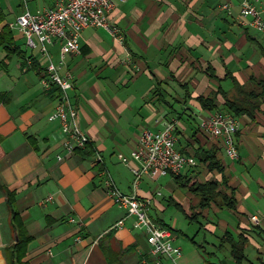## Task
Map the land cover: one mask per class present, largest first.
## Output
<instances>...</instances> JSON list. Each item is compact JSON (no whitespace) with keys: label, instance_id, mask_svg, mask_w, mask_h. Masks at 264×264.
Listing matches in <instances>:
<instances>
[{"label":"crops","instance_id":"obj_1","mask_svg":"<svg viewBox=\"0 0 264 264\" xmlns=\"http://www.w3.org/2000/svg\"><path fill=\"white\" fill-rule=\"evenodd\" d=\"M57 1L0 0V31L8 27L14 43L38 62L31 69L29 59L23 63L0 44V264H8L6 250L19 242L15 227L30 239L21 250L27 264H157L132 218L123 229H112L126 211L109 197L105 182L111 177L120 191L132 193L134 175L122 158L131 155L143 130L158 131L163 126L157 120L172 117L179 122L178 148L194 159L182 177L216 179L236 204L202 208L174 175L143 177L138 196L152 198L150 215L175 231L183 251L177 260L160 258V264H231L230 248L219 247L227 230L244 233L251 254L264 264V218L251 219L264 214V32L238 22L241 0L118 2L110 19L124 43L105 28H85L81 52L68 55L63 68L74 76L70 97L90 140L72 153L59 122L48 120L58 100L41 82L49 59L27 48L22 32L9 25L26 8L48 10ZM227 1L234 3L232 14L218 9ZM60 47H49L54 61ZM201 95L215 99L218 110L231 112L226 100L249 108L231 112L239 119L237 159L198 131L208 113ZM97 154L103 163L96 162ZM7 191L15 193L21 225L12 218ZM172 207L184 220L176 218L194 225L192 233L175 217L171 224L165 220ZM193 210L199 215L191 220ZM247 263L257 264L250 256Z\"/></svg>","mask_w":264,"mask_h":264},{"label":"built area","instance_id":"obj_2","mask_svg":"<svg viewBox=\"0 0 264 264\" xmlns=\"http://www.w3.org/2000/svg\"><path fill=\"white\" fill-rule=\"evenodd\" d=\"M126 0H58L56 5L48 10L31 12L27 8L18 15L10 27L19 29L27 48L38 49L41 55H47L46 76L42 84L51 89L60 88V96L54 109L48 115L50 122H59L62 132L69 137L65 146L69 153L77 148H84L89 143V136L81 129L78 121V110L70 97L74 86V76L66 65V57L81 52L80 37L87 27H101L109 30L113 38L125 42L122 30L110 19V13L118 2ZM234 3L227 1L219 5L220 11L233 13ZM264 0H241L237 16L238 22L249 25L264 32ZM61 42L60 58L54 61L49 47ZM29 61H31L29 59ZM162 129L143 130L136 148L130 156H124L122 161L130 166L133 172V192L123 193L107 177L105 185L107 193L114 203L126 211V215L112 225V229L121 230L126 227L128 218H132V227L145 233L146 241L152 255L156 256L157 264L160 258L167 257L177 260L182 256V247L175 243L176 233L170 227L158 224L150 215L151 197H139L138 189L143 177L157 178L162 175H179L188 165H194V159L182 152L177 145L178 119L157 120ZM239 130V119L231 112L222 110L209 111L201 117L199 131L218 141L231 159L239 156L236 134ZM58 159H62L58 156ZM97 163H103V157L97 154ZM131 162L134 164L132 165ZM51 197L47 198L50 200ZM262 215H253L251 219L259 222ZM77 223L76 218L71 217Z\"/></svg>","mask_w":264,"mask_h":264},{"label":"trees","instance_id":"obj_3","mask_svg":"<svg viewBox=\"0 0 264 264\" xmlns=\"http://www.w3.org/2000/svg\"><path fill=\"white\" fill-rule=\"evenodd\" d=\"M2 16H0V21L2 20ZM9 28L4 27L0 31V44L4 45L5 49L9 53H16L22 60L23 63L27 62L28 59L31 60V69H37L38 62L36 61V58L32 55L28 57L26 52L20 50V48L14 43L12 38L10 37V33H8ZM46 74L42 76L45 77ZM50 96L52 97H59L60 96V88L57 86H53L50 89ZM199 101L202 104V107L206 111H213L218 110L215 99L211 98L210 96H199ZM225 104L227 105V108L229 111L233 112L234 114H241L243 112H249V108H246L241 103H237L236 101H229L226 100ZM199 131V130H198ZM222 146V145H221ZM92 152L89 151L88 155H90ZM214 157V156H213ZM213 162V161H212ZM212 162H209L210 164ZM220 162L217 161L214 163L215 167L220 169ZM209 164V165H210ZM174 179L176 183L179 186H182L184 188H187L192 193L196 194L200 201L199 206L200 207H207L210 205L211 202H214L216 204L226 205L227 207H230L232 209L235 208L236 199L234 198L233 194H229L226 191L221 189L220 181L216 179L207 180L205 182H200L196 175L186 176L182 177L181 174L174 175ZM16 200L15 193L12 191H7V203L12 211V218L13 220H17L19 224L21 225V220L19 218V212L16 211L14 203ZM199 215L198 212L193 210V213L191 214L190 219L193 220L195 217ZM16 226V225H15ZM16 231H18L19 234V242L15 245L10 246L6 250V259L8 264H27V262H23V252L22 247L23 243H27L29 240H23L20 235V230L15 227ZM192 241L193 238H192ZM249 246L248 237L245 236L244 233L235 234L234 232L227 230L224 235L221 237V241L219 243L220 248L229 247L230 248V254L233 258V261L237 264H243L244 262L249 261V253H247V248Z\"/></svg>","mask_w":264,"mask_h":264},{"label":"rangeland","instance_id":"obj_4","mask_svg":"<svg viewBox=\"0 0 264 264\" xmlns=\"http://www.w3.org/2000/svg\"><path fill=\"white\" fill-rule=\"evenodd\" d=\"M163 192H164V189H163ZM175 213H176V214H180V216H182V218H183V220H184V217H183L182 213L178 212V211H177L176 209H174L173 207H172L171 209H169V210L166 211V213H165V216H166V217H164L165 220H166L168 223H170V224H171L172 222H175V221H176L175 218L177 217V215H176V217H175ZM174 217H175V218H174ZM176 219H178L177 225H178L179 227H181L182 229L186 230V231L189 232V233H192V231H193V229H194V225H189L188 222H186V220L182 222V220H179V218H176ZM195 226H196V225H195ZM196 228L198 229L197 226H196ZM195 231H196V229H195ZM247 251L249 252V256H250V258H251L255 263L258 264V262L256 261L257 259L254 258L255 256L251 254V249L248 248ZM231 264H237V263H235L234 261H232ZM243 264H248V263H247V262H244Z\"/></svg>","mask_w":264,"mask_h":264}]
</instances>
